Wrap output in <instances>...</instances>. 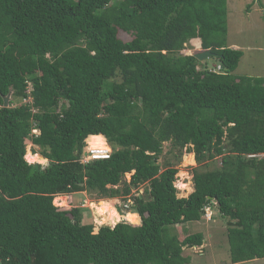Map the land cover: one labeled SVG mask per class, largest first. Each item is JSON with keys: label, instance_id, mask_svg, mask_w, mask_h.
Instances as JSON below:
<instances>
[{"label": "trees", "instance_id": "obj_1", "mask_svg": "<svg viewBox=\"0 0 264 264\" xmlns=\"http://www.w3.org/2000/svg\"><path fill=\"white\" fill-rule=\"evenodd\" d=\"M226 1L0 0V263L188 264L203 235L174 227L206 207L232 263L264 256V77L234 73ZM194 38L213 68L182 53ZM85 138L110 155L81 163ZM183 152L196 166L179 197ZM82 191L140 223L112 212L94 233L80 206L54 205Z\"/></svg>", "mask_w": 264, "mask_h": 264}, {"label": "rangeland", "instance_id": "obj_2", "mask_svg": "<svg viewBox=\"0 0 264 264\" xmlns=\"http://www.w3.org/2000/svg\"><path fill=\"white\" fill-rule=\"evenodd\" d=\"M227 33L226 44L229 47L235 46L241 49L242 56L238 62L234 73L238 76H261L264 77V0H227ZM118 36L123 40H129L130 35L119 31ZM183 54H194L200 51L197 43L187 41L184 43ZM234 47V48H235ZM203 66L213 68L217 64V60L213 56L203 59ZM11 97H9L10 99ZM8 99V100H9ZM15 104V103H14ZM86 144L88 140L86 138ZM90 147L100 145L98 139H90ZM27 151L25 158L28 162L34 163L45 162V159L40 153H33L32 148L37 150V146L27 144ZM169 148L168 142H164L163 153L160 156L159 162L163 163L164 159L171 160V154L167 152ZM27 154L28 156L27 158ZM38 155L33 157V155ZM191 155V158L189 156ZM176 163L178 172L176 173L175 186L178 190L179 197H186L193 191L192 183V168L196 166L193 153L185 154L183 152L180 161L172 160ZM215 163H207V166H202L200 169L211 168ZM124 178L129 180L130 173H126ZM141 192V189L140 191ZM137 193V192H136ZM61 199L55 201L54 205L60 208H70L74 205L81 207L84 213V220L86 222H93V232L96 233L102 224H112V215L118 217V221H128L134 225L139 224L129 221L127 214H122L117 211L119 199L98 198L93 192L82 191L80 193H73L72 196L64 195ZM72 202H69V200ZM85 201L88 206L82 207L81 203ZM93 201V202H90ZM90 202V203H89ZM111 204L113 209L111 211ZM211 218L206 220L205 217L199 221L189 223H181L174 227L176 233L180 236L187 232H201L203 235V243L200 246H193L190 248L183 247V254L190 257L188 264H264V256L248 260L245 262L232 263L228 251V243L226 238V218L222 217L216 208H210L208 211ZM120 217V218H119ZM97 220V223L94 221ZM139 219V217H138Z\"/></svg>", "mask_w": 264, "mask_h": 264}, {"label": "built area", "instance_id": "obj_3", "mask_svg": "<svg viewBox=\"0 0 264 264\" xmlns=\"http://www.w3.org/2000/svg\"><path fill=\"white\" fill-rule=\"evenodd\" d=\"M217 68H219V66ZM33 133H38V132L36 130H33ZM109 155H110V148H105V149L92 148L89 146L88 143L86 144V141H85V146H84L83 152H82L81 157H80V162L81 163H87L93 159L106 158ZM135 194H137V193H135ZM90 202H93V201H90ZM131 202H132L131 199L128 198L126 203H124V207H128V204H130ZM81 206L85 207L88 205H86L85 201H83L81 203ZM209 210L210 209L208 207L205 208V218L208 220L211 218V216H210L211 214L208 212ZM94 221L97 223V220L95 218H94ZM115 223L108 224V225L114 226ZM0 264H2V263H0Z\"/></svg>", "mask_w": 264, "mask_h": 264}, {"label": "water", "instance_id": "obj_4", "mask_svg": "<svg viewBox=\"0 0 264 264\" xmlns=\"http://www.w3.org/2000/svg\"><path fill=\"white\" fill-rule=\"evenodd\" d=\"M216 53L212 52L210 49H204L201 51H197L194 53V57L198 60H203L206 59L209 56H215ZM9 94L3 97V105L7 106L8 105V99H9Z\"/></svg>", "mask_w": 264, "mask_h": 264}, {"label": "crops", "instance_id": "obj_5", "mask_svg": "<svg viewBox=\"0 0 264 264\" xmlns=\"http://www.w3.org/2000/svg\"><path fill=\"white\" fill-rule=\"evenodd\" d=\"M194 39H196V43H197V47L198 48H200V50H201V46H200V40L198 39V38H194ZM193 39H191L190 41H192ZM232 47H235V46H232ZM236 48V47H235Z\"/></svg>", "mask_w": 264, "mask_h": 264}, {"label": "bare ground", "instance_id": "obj_6", "mask_svg": "<svg viewBox=\"0 0 264 264\" xmlns=\"http://www.w3.org/2000/svg\"><path fill=\"white\" fill-rule=\"evenodd\" d=\"M93 148H100V149H105L103 146H101V145H98V146H95V147H93ZM112 218V217H111Z\"/></svg>", "mask_w": 264, "mask_h": 264}, {"label": "clouds", "instance_id": "obj_7", "mask_svg": "<svg viewBox=\"0 0 264 264\" xmlns=\"http://www.w3.org/2000/svg\"><path fill=\"white\" fill-rule=\"evenodd\" d=\"M90 136V135H89ZM103 136V135H102ZM104 137V136H103ZM87 138H88V136H87ZM86 139V138H85ZM104 139H105V137H104ZM106 140V139H105Z\"/></svg>", "mask_w": 264, "mask_h": 264}]
</instances>
